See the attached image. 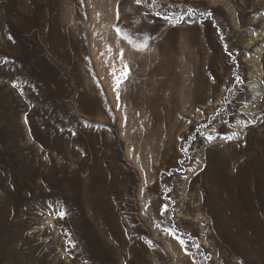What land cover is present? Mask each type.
Here are the masks:
<instances>
[{
  "label": "rangeland",
  "instance_id": "obj_1",
  "mask_svg": "<svg viewBox=\"0 0 264 264\" xmlns=\"http://www.w3.org/2000/svg\"><path fill=\"white\" fill-rule=\"evenodd\" d=\"M91 5L0 0V264H263L264 0Z\"/></svg>",
  "mask_w": 264,
  "mask_h": 264
},
{
  "label": "crops",
  "instance_id": "obj_2",
  "mask_svg": "<svg viewBox=\"0 0 264 264\" xmlns=\"http://www.w3.org/2000/svg\"><path fill=\"white\" fill-rule=\"evenodd\" d=\"M82 2H87L89 4H93L91 6H85V8H104L115 10L118 7L119 0H82ZM97 3L99 6H96ZM264 264V261H263Z\"/></svg>",
  "mask_w": 264,
  "mask_h": 264
},
{
  "label": "snow or ice",
  "instance_id": "obj_3",
  "mask_svg": "<svg viewBox=\"0 0 264 264\" xmlns=\"http://www.w3.org/2000/svg\"><path fill=\"white\" fill-rule=\"evenodd\" d=\"M136 2L137 3H140L141 2V0H136ZM189 11H191V10H189ZM208 15H210V14H208ZM118 31V33H119V29L117 30ZM145 45H140V47L142 48V47H144ZM123 75L126 77L127 76V65H125V71H124V73H123ZM117 87H119V81L117 82ZM229 138H231V137H229ZM61 215H63V213H61Z\"/></svg>",
  "mask_w": 264,
  "mask_h": 264
},
{
  "label": "trees",
  "instance_id": "obj_4",
  "mask_svg": "<svg viewBox=\"0 0 264 264\" xmlns=\"http://www.w3.org/2000/svg\"><path fill=\"white\" fill-rule=\"evenodd\" d=\"M234 68H235V67H234ZM234 68H233V69H234ZM235 72H236V69H235L234 73H235Z\"/></svg>",
  "mask_w": 264,
  "mask_h": 264
}]
</instances>
